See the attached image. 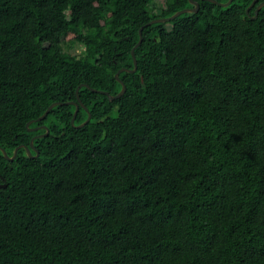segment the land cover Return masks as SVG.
Segmentation results:
<instances>
[{
  "label": "trees",
  "instance_id": "obj_1",
  "mask_svg": "<svg viewBox=\"0 0 264 264\" xmlns=\"http://www.w3.org/2000/svg\"><path fill=\"white\" fill-rule=\"evenodd\" d=\"M165 1L0 0V264H264V0Z\"/></svg>",
  "mask_w": 264,
  "mask_h": 264
},
{
  "label": "water",
  "instance_id": "obj_2",
  "mask_svg": "<svg viewBox=\"0 0 264 264\" xmlns=\"http://www.w3.org/2000/svg\"><path fill=\"white\" fill-rule=\"evenodd\" d=\"M205 1H210V2H213L215 4H218L219 6H222V7H227L229 5L232 4V2L234 0H228L227 2H219L217 0H205ZM258 0H254L253 3L250 5V7L247 9V12L249 13V11L255 6V4L257 3ZM190 3L192 4L193 7H189V8H185V9H182L178 12H176L174 15L170 16V17H163V18H157V19H154L152 21H150L147 25H152V24H155V23H165V22H169V21H172V20H175L176 18H178L179 16H181L182 14L184 13H196L199 11L200 9V3L199 1L197 0H190ZM264 7V1L261 2L257 8H256V11H255V15L253 16L254 19H256L258 17V14H259V11ZM145 26H143L141 29H140V40L139 42L135 45V47L132 49V54H133V58H134V65L135 67L133 69H130V68H121L117 73H116V78L117 80L122 84V90L116 94V95H112L110 94L109 92H106V91H99L101 93H105L109 96L110 100H115V99H119L121 98L127 91V86L125 84V82L120 78V75L123 73V72H131V73H136L137 70H138V59L136 57V54H135V50L143 43V40H144V36H143V29H144ZM85 86V87H88V88H91L88 84H81L78 89H77V94H78V100L77 101H70V102H67V104H70V105H75L76 106V111L74 113V117L72 119V124L74 126L75 125V121H76V118H77V115L80 111L81 108H85L88 113H89V117L88 119L80 124V125H77L76 127L77 128H83L85 127L91 120H92V113H90L89 111V108L86 107V105L83 103V101L81 100L80 96H79V91L80 89ZM93 91H98L94 88H92ZM63 103L62 102H54L52 103L49 108L46 110V112L41 116L39 117L38 119H35V120H32L28 123V128H30L31 124L35 123V122H41L43 120H45L47 118V116L50 114V112L58 105H62ZM41 128H44V129H47V132L45 134H41V135H37L35 136L32 141H31V146H25L28 154L30 157H35V158H38L40 156V152L39 150L36 148L35 146V140L38 139V138H42V137H45L47 135L50 134V130L47 126H42V127H36V128H31L30 130L32 131H38L40 130ZM23 146H20L18 147L16 150H15V153L13 156H10L8 154V152L6 151V149L2 148L0 146V150L3 151L4 155L10 159V160H14L17 158L18 156V152L19 150L22 148ZM33 151L36 152V154L34 155L33 154ZM0 187H6V184H3V185H0Z\"/></svg>",
  "mask_w": 264,
  "mask_h": 264
},
{
  "label": "rangeland",
  "instance_id": "obj_3",
  "mask_svg": "<svg viewBox=\"0 0 264 264\" xmlns=\"http://www.w3.org/2000/svg\"><path fill=\"white\" fill-rule=\"evenodd\" d=\"M167 7L165 0H155V9L156 11L163 10ZM76 52H80V49Z\"/></svg>",
  "mask_w": 264,
  "mask_h": 264
}]
</instances>
